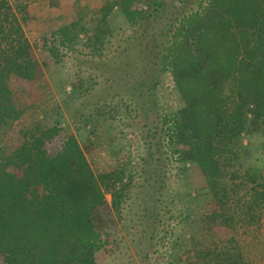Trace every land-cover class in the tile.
Returning a JSON list of instances; mask_svg holds the SVG:
<instances>
[{
	"label": "trees",
	"instance_id": "16d2710c",
	"mask_svg": "<svg viewBox=\"0 0 264 264\" xmlns=\"http://www.w3.org/2000/svg\"><path fill=\"white\" fill-rule=\"evenodd\" d=\"M169 1L115 0L99 24L115 8L132 26L160 22ZM171 3L175 12L162 27L151 87L158 89L170 73L179 106L159 118L158 134L178 162L194 166L217 200L221 218L215 212L208 224L249 225L264 206V172L245 166L242 145L244 136H264V0ZM188 5L195 8L185 11ZM22 22L0 0V131L11 129L18 138L0 145V264H102L111 242L101 228L106 195L119 212L130 181L124 182V174H96L73 134L43 124L40 113L52 88L44 75L46 60L37 57ZM70 30H61L64 46L76 40ZM107 31L95 27L94 48ZM30 119L34 124H25ZM205 258L242 264L237 246L215 248Z\"/></svg>",
	"mask_w": 264,
	"mask_h": 264
},
{
	"label": "rangeland",
	"instance_id": "374dc122",
	"mask_svg": "<svg viewBox=\"0 0 264 264\" xmlns=\"http://www.w3.org/2000/svg\"><path fill=\"white\" fill-rule=\"evenodd\" d=\"M7 1L24 19L25 37L37 57L46 60L52 93L43 102V124L73 134L96 174H124V182L130 181L119 212L106 195L101 228L111 242L102 264H213L207 252L232 246L238 247L242 264H264V206L249 225H209L208 218L219 210L217 200L194 166L178 162L158 134L159 118L179 106L170 73L158 89L151 87L162 27L175 12L171 0L160 22L135 26L117 8L99 24L104 8L115 0ZM191 8L195 5L185 11ZM96 26L108 34L94 48L90 39ZM67 27L76 40L64 46L61 30ZM11 139L18 142L11 129L0 131V145L13 144ZM242 145L247 146L245 166L264 172V136H244Z\"/></svg>",
	"mask_w": 264,
	"mask_h": 264
}]
</instances>
